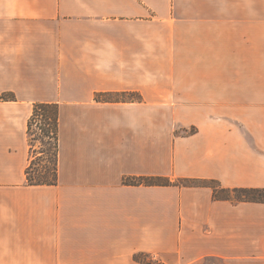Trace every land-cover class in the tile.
I'll return each instance as SVG.
<instances>
[{"label":"crops","instance_id":"1","mask_svg":"<svg viewBox=\"0 0 264 264\" xmlns=\"http://www.w3.org/2000/svg\"><path fill=\"white\" fill-rule=\"evenodd\" d=\"M2 95L0 264H264V204L123 183L264 188V0H0ZM36 103L55 185L26 184Z\"/></svg>","mask_w":264,"mask_h":264},{"label":"trees","instance_id":"2","mask_svg":"<svg viewBox=\"0 0 264 264\" xmlns=\"http://www.w3.org/2000/svg\"><path fill=\"white\" fill-rule=\"evenodd\" d=\"M11 95H2L0 100H12ZM96 102H141V96L128 92L115 94H95ZM37 127L39 137L35 139L32 133V127ZM27 137L30 146V162L25 171L26 184L29 186H50L57 182V159H58V106L56 104L36 103L33 105L32 114L27 122ZM39 141L42 144L47 140L48 146L39 154L43 157V173L40 174L36 170L37 164L34 155V142ZM37 173V174H36ZM36 174L37 176H34ZM38 175L40 177H38ZM126 185L133 186H173V187H190V188H207L211 190L212 197L217 201L231 202H252L264 204V188H233L227 189L220 186L215 180L199 179V178H177L170 179L168 177H140L136 179H124ZM141 256V255H139ZM139 256L135 260L143 264L139 260ZM144 256V255H143Z\"/></svg>","mask_w":264,"mask_h":264},{"label":"rangeland","instance_id":"3","mask_svg":"<svg viewBox=\"0 0 264 264\" xmlns=\"http://www.w3.org/2000/svg\"><path fill=\"white\" fill-rule=\"evenodd\" d=\"M39 130L37 129V127L35 126V124H34V126L32 127V133L34 134V137H35V139H37L38 137H39ZM180 133H183V132H180ZM52 148V145L50 144L49 146H48V144H47V140H45L44 141V143L42 144L41 142H39L38 140L37 141H35L34 142V150H33V153H34V155H37L35 158V162L37 163V164H39L38 166H37V168H36V170H38L39 171V173L40 174H42L43 173V168H44V165H43V162H44V160H43V157H41V155L39 154V152L40 151H42V150H44L45 148ZM37 174V173H36ZM36 174H34V176H37ZM38 177H40L39 175H38ZM139 260L143 263V264H154V263H152V261L150 260V258L148 257V256H146V255H141V256H139Z\"/></svg>","mask_w":264,"mask_h":264}]
</instances>
